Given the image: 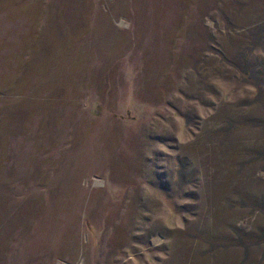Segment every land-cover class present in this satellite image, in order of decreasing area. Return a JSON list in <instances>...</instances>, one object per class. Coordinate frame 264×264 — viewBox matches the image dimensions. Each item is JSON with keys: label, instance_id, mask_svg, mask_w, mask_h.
Returning a JSON list of instances; mask_svg holds the SVG:
<instances>
[{"label": "rangeland", "instance_id": "374dc122", "mask_svg": "<svg viewBox=\"0 0 264 264\" xmlns=\"http://www.w3.org/2000/svg\"><path fill=\"white\" fill-rule=\"evenodd\" d=\"M0 264H264V0H0Z\"/></svg>", "mask_w": 264, "mask_h": 264}]
</instances>
